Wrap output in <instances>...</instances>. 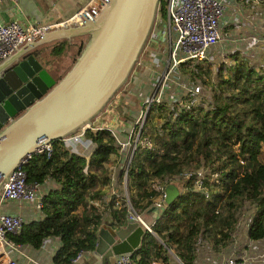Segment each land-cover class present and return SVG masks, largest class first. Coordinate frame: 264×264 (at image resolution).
<instances>
[{"label": "trees", "instance_id": "16d2710c", "mask_svg": "<svg viewBox=\"0 0 264 264\" xmlns=\"http://www.w3.org/2000/svg\"><path fill=\"white\" fill-rule=\"evenodd\" d=\"M74 40L79 41L75 55L69 56L64 71L55 78L58 81L80 54L82 37L45 43L31 53L54 58V64L60 66L57 58L70 49ZM229 72V77L217 84L209 109L187 105L174 117L168 116L155 135L145 126L140 130L126 170L132 208L138 214L151 211L162 193L174 188L180 192L173 201L164 204L151 224L163 244L145 231L139 248L131 254L136 264H149L152 254L162 257V264H168L162 254L164 246L175 249L184 264H191L200 226L208 230L209 226L227 220L223 212L226 209L234 212L244 195L256 203L248 237L251 240L264 237V163L258 159L264 148V65L253 69L240 60ZM155 105L151 104L144 124L151 121ZM87 136L97 144L88 162L81 154L68 152L62 140H55L51 142L50 155L46 151L35 153L22 166L26 182L42 185L51 178L54 186L41 198L42 217L24 222L19 233L9 237L34 249H39L46 238L58 237L60 245L52 256L53 264H72L81 252L94 251L105 212L117 225H123L127 219V206L116 209L114 201L106 207L90 204L87 208L89 196L97 187L108 184L109 179H101L100 175L115 152L114 138L108 130L96 134L87 131ZM192 154L209 169L200 183L207 195L195 189L194 171L184 180L182 177L171 180L182 174V166L190 162ZM149 181L153 182L151 187ZM134 186L137 189L132 194ZM219 234L220 237L213 238L215 244L228 238L227 232L220 230Z\"/></svg>", "mask_w": 264, "mask_h": 264}, {"label": "water", "instance_id": "95a60500", "mask_svg": "<svg viewBox=\"0 0 264 264\" xmlns=\"http://www.w3.org/2000/svg\"><path fill=\"white\" fill-rule=\"evenodd\" d=\"M158 3L107 0L95 19L44 32L19 49L15 63L0 72V187L45 145L92 124L142 58ZM81 36H88L87 42L58 81L31 53L39 45ZM179 192L178 188L167 190L165 203ZM101 232L102 228L95 251L115 256L132 254L145 231L136 221L107 237Z\"/></svg>", "mask_w": 264, "mask_h": 264}, {"label": "rangeland", "instance_id": "374dc122", "mask_svg": "<svg viewBox=\"0 0 264 264\" xmlns=\"http://www.w3.org/2000/svg\"><path fill=\"white\" fill-rule=\"evenodd\" d=\"M260 3L262 8L257 7L256 9L253 2H251V8L244 4L242 5L244 7L238 12L240 14L235 13L227 19L226 27L224 29L222 27V37L207 62L197 66L184 63L175 68L166 87L161 92L159 101L155 102L156 105H161L163 108L157 109L155 105L151 121L146 125L144 123L148 112H150L149 102L166 69L169 58L168 45L161 34L160 37L152 40L148 38L142 51V58L140 57L135 64L127 82L93 120V125L110 128L117 137H113L115 152L110 155L100 175L101 179L108 178L109 182L107 185L97 187L89 196L88 201L103 200V203L106 204L117 199L122 207L129 200L126 170L130 164L134 146L139 140L142 126L155 135L157 127L168 116L174 117L180 109H185L187 105L209 109L212 105V95L218 89L217 84L229 77V69L235 67L240 60L246 61L253 69L264 65V0L258 2L257 5ZM81 37L84 46L88 36ZM78 44L79 41L74 40L70 49L66 50L62 57L57 58L60 66L54 64V58H44L43 65L45 68L47 67L46 69L53 77L61 75L69 56L75 55ZM83 144L84 141L78 145L67 142L68 152L80 154L82 150L80 145ZM235 148L234 146L233 149ZM85 155L82 154V156ZM191 156L190 162L182 166V176L178 174L171 180L177 181L181 177V180H184L191 174V171H194V185L198 187L203 177L209 173V169L201 159H194L193 154ZM258 159L264 163V148L261 149ZM152 183L149 181V187ZM53 186V180L48 178L41 185L38 195L42 196ZM136 189L135 186L132 187L131 193L134 194ZM237 205L234 212L227 209L223 212L227 220L209 226L208 230L200 226L201 229L194 240L192 264H221L224 258L243 254L250 257L247 264H264V237L259 240H251L247 233L256 203L251 200L249 195H244ZM143 213L146 214L145 211L141 212V214ZM230 213H233L232 216H229ZM151 220L154 221L153 218ZM152 222L148 224L150 225ZM220 230L227 232L228 238L215 244L213 238L220 237ZM157 241L159 244H163L161 239H157ZM175 253V249L164 247V255L169 264H183Z\"/></svg>", "mask_w": 264, "mask_h": 264}, {"label": "built area", "instance_id": "2783aa9c", "mask_svg": "<svg viewBox=\"0 0 264 264\" xmlns=\"http://www.w3.org/2000/svg\"><path fill=\"white\" fill-rule=\"evenodd\" d=\"M106 2L107 0H88L80 9L67 18L50 23L22 26L14 20L9 22L0 21V62L44 32L66 26H81L86 20L95 19L106 5ZM251 2L256 6L255 9L257 7L262 8L261 3L260 5L257 4L258 2H263V0H159L149 39L160 37L161 34L168 45L169 58L166 69L161 75L149 102V107L159 101L161 92L166 87L175 68L184 63H190L195 66L203 65L211 58L214 47L222 37V30L226 27L227 19L231 15L240 12L244 4L246 7L251 8ZM239 4L241 5L239 6ZM250 11L252 12V9ZM93 124L92 122L91 125H87L65 138V141L74 144L84 141L88 152L85 148L82 154H86L83 157H85L87 162L91 153L97 147V144L87 136V131L96 134L97 131L106 129L111 132V136L117 137L112 129ZM135 148L136 145L132 154ZM44 151L48 155L51 154V143L45 145L40 152ZM165 180L168 181V178H165ZM40 187L39 183L26 182V172L22 169V166L17 167L0 187V264H20V259L32 261L24 251V244L14 242L9 237L10 234L19 233L24 220L19 214L7 211L6 207L10 204L18 206L34 205L36 210L41 211V198L49 190L39 196ZM195 189L207 195L206 190L201 189L200 185L195 187ZM113 201V207L120 209V202L117 199ZM164 204L165 194L162 193L155 201V207L158 212ZM125 205L128 208L127 219L139 222L145 231L152 232L148 222L143 216L134 211L129 200H127ZM158 215L159 213H157L155 218H158ZM50 237L46 238L44 242ZM55 238L58 239V237ZM85 253L81 252L78 257L83 256ZM249 259L250 257L247 254H243L224 258L221 264H247ZM113 264L136 263L131 254H119L114 257Z\"/></svg>", "mask_w": 264, "mask_h": 264}, {"label": "crops", "instance_id": "0c3cea01", "mask_svg": "<svg viewBox=\"0 0 264 264\" xmlns=\"http://www.w3.org/2000/svg\"><path fill=\"white\" fill-rule=\"evenodd\" d=\"M87 1L88 0H2L0 1V21L9 22L14 20L20 23L22 26H25L27 24L55 22L67 18L73 12L80 9ZM75 38L76 37L72 38L70 41H72ZM43 45L44 44L40 46ZM19 56H20V51L17 50L16 52L10 54L7 58L2 60L0 62V72L12 66L15 63V61L19 58ZM46 57L47 56L45 54H43L41 57L39 56V60L42 64L44 63V58ZM62 141L64 143V147L68 150L67 147L68 141H65V139ZM80 146L82 148L80 154L82 155L83 150H85L86 148L87 151L88 148L85 146V144ZM97 201L90 202L87 199V208H89L90 204H93L100 208L106 207L107 203L104 204L103 200H97ZM6 210L12 213L19 214L23 218L24 222H28L30 220H38L39 218H41V211L36 210L34 205L18 206L16 204H10L6 207ZM157 212L158 210L155 207L153 210L146 211V214L143 213L141 215L148 223H150L152 222L151 218H153L154 221L157 219L155 218ZM134 222L136 221L126 219L123 225H117L115 222H112V218L109 215V213L105 212L103 215L102 223L97 232V237H98L97 243L99 241V231L101 228L103 229V232H101L103 233L102 236L107 237V233L112 234L117 230H119L121 227H124L127 223H134ZM150 233L152 234V236L155 238L156 241L157 239H160L155 234L154 231ZM104 244L105 243L102 241V244L100 245L102 251L106 250ZM59 245H60V241H58V239H56L55 237H50L47 241L44 242V244L39 249H34L30 245L24 244L23 246L24 251L25 253L28 254V256L32 259V261L29 262L26 261L25 259H20V264H53L52 256L56 251V249L59 247ZM106 253L100 254L95 250L87 251L83 256L78 257L72 264H113V260L116 255L107 256ZM162 254L164 255V252ZM149 259H150L149 264L163 263L162 257L156 256L155 254L150 255Z\"/></svg>", "mask_w": 264, "mask_h": 264}, {"label": "flooded vegetation", "instance_id": "af4514ba", "mask_svg": "<svg viewBox=\"0 0 264 264\" xmlns=\"http://www.w3.org/2000/svg\"><path fill=\"white\" fill-rule=\"evenodd\" d=\"M55 78V77H54ZM56 80V79H55Z\"/></svg>", "mask_w": 264, "mask_h": 264}]
</instances>
